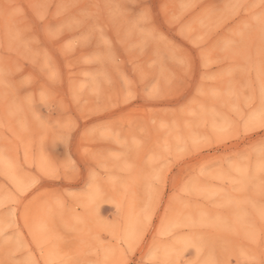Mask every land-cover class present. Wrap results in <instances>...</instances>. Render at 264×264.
Here are the masks:
<instances>
[{
  "label": "rangeland",
  "instance_id": "rangeland-1",
  "mask_svg": "<svg viewBox=\"0 0 264 264\" xmlns=\"http://www.w3.org/2000/svg\"><path fill=\"white\" fill-rule=\"evenodd\" d=\"M0 264H264V0H0Z\"/></svg>",
  "mask_w": 264,
  "mask_h": 264
}]
</instances>
